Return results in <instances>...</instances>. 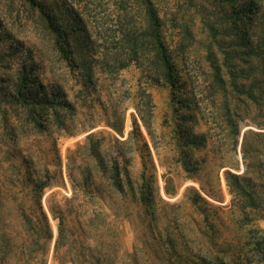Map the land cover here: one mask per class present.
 I'll return each instance as SVG.
<instances>
[{
  "label": "rangeland",
  "instance_id": "obj_1",
  "mask_svg": "<svg viewBox=\"0 0 264 264\" xmlns=\"http://www.w3.org/2000/svg\"><path fill=\"white\" fill-rule=\"evenodd\" d=\"M147 30L168 79L153 40L130 49ZM263 47L264 0H0V264H264V205L242 219L224 175L264 133Z\"/></svg>",
  "mask_w": 264,
  "mask_h": 264
},
{
  "label": "trees",
  "instance_id": "obj_2",
  "mask_svg": "<svg viewBox=\"0 0 264 264\" xmlns=\"http://www.w3.org/2000/svg\"><path fill=\"white\" fill-rule=\"evenodd\" d=\"M253 5L249 4L247 5L248 8H251ZM154 20V19H153ZM155 21V20H154ZM159 30L156 32H149L144 31L140 35H133L132 45L130 49H132V53H137V42L140 38H146L151 39L154 41V46L156 50V55L154 57L155 59V66L158 70V76L162 77L165 72V78L169 77V68H170V62L168 60V57L165 52V48L163 44L161 43V36L159 35ZM262 63V67L264 68V47L260 52V57H258ZM261 65V64H260ZM234 132L237 134V130L234 129ZM254 135L258 138L259 143L255 146H252L251 144H248V136ZM263 140V141H261ZM197 140L192 139L189 144H195ZM249 148L251 149L253 153H262L264 150V133L262 132H252L251 130H246L243 135L242 139V158L244 161V172L240 175L233 174L229 171H226L224 173L225 175V181L228 187V192L230 194L231 198V206L235 203V206L237 207V212L239 215L244 218H250V214H248V211H256L258 208L261 207V205H264V178L263 180H258L255 177H252L250 174H248V164L246 163V159L249 154ZM260 183V184H258ZM115 185V184H113ZM117 187H121L120 185H116ZM203 193L210 198L211 200L215 202L222 203L221 198H218L217 196H214L211 192L206 190L202 187ZM194 197L190 200L191 205L197 209L201 214L203 213L202 207H214L213 204L209 203L207 200H205L198 192L195 191ZM48 210L53 218H56L59 221V234L60 236V223L62 222V212L57 208H51L48 206ZM40 216L41 218L34 222L31 219L25 218L26 224L29 226V229L31 232L38 234L41 233V236L44 238L45 241H50L52 238V231L50 224L48 222V219L46 217V214L42 211L40 208ZM204 216V215H203ZM205 217V216H204ZM169 246H173L174 241L169 240L168 242ZM256 245H262L264 244V240L260 239L257 242H255ZM187 256H182L181 253L175 251L173 255L170 257L175 259V262L172 263H178V264H226L222 260L218 258H213L211 254H206L207 256L201 255V254H194L192 251L188 252L186 254ZM171 259V258H170ZM96 264H102V262L106 259L104 258H97Z\"/></svg>",
  "mask_w": 264,
  "mask_h": 264
},
{
  "label": "water",
  "instance_id": "obj_3",
  "mask_svg": "<svg viewBox=\"0 0 264 264\" xmlns=\"http://www.w3.org/2000/svg\"><path fill=\"white\" fill-rule=\"evenodd\" d=\"M245 131V130H244ZM244 131L242 133H244ZM242 137H243V134H242Z\"/></svg>",
  "mask_w": 264,
  "mask_h": 264
}]
</instances>
